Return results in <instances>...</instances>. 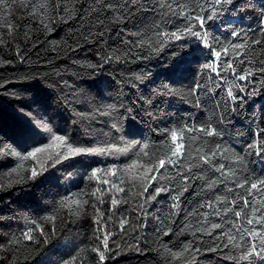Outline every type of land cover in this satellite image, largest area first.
Returning <instances> with one entry per match:
<instances>
[{"label": "trees", "instance_id": "trees-1", "mask_svg": "<svg viewBox=\"0 0 264 264\" xmlns=\"http://www.w3.org/2000/svg\"><path fill=\"white\" fill-rule=\"evenodd\" d=\"M40 2L30 0L25 7L19 0H0V144L10 145L21 155L47 148L51 133L40 127L46 123L73 147L108 151L61 160L56 153L63 148L57 142L23 162L16 156L0 155V264H66L78 252L75 264H233L224 258L228 249L208 250L220 243L214 237L221 229L212 236H193L192 231L199 226L201 213L212 212L202 204L218 197L230 201L237 194L247 196L236 182L249 174L255 178L264 173V152L257 156L247 147L264 139V133L255 135L264 129V74L256 72L240 81L231 69L217 76L204 65L215 62L222 67L227 61L237 75L246 68L264 67L260 64L264 60V0H233L216 18L206 21L212 50L191 36L162 45L154 40L151 48L138 47L141 37L129 35L139 32L147 38L156 31H176L187 23L182 12L208 15L197 7L203 0H169L171 9L160 8L159 0H148L145 7L153 10L132 9L122 20L103 9L100 0H62L59 13L51 6L33 7ZM233 32L241 35L234 37ZM245 38L249 43L245 56L233 59L222 53L220 60L215 59L214 51L223 44L242 43ZM257 39L262 43H251ZM109 55L111 61L106 60ZM168 89L178 94H161ZM228 89L235 101L227 95ZM208 121L224 129L223 140L185 131L186 148L194 149L208 139L210 146L220 143L242 155L245 162L218 159L216 163L235 169L236 177L214 191L205 187L206 178L219 174L207 165L193 169L204 178L189 180L188 190L180 197L179 215H169L174 211L171 197L180 188L177 169L166 164L147 192L143 189L150 176L139 167L130 173L123 169L137 159L149 163L164 157L170 150L172 130L199 127ZM193 135L200 136V141H193ZM145 143L149 145L147 157L139 153ZM124 148L128 151L116 150ZM33 168L38 173L35 178H31ZM111 168L118 169V175H106ZM94 169L101 170L99 179L90 178ZM112 183L124 191L116 192ZM158 187L170 191L149 199ZM97 189L101 192L92 195ZM75 193H81L79 199L88 203L78 215H71L60 202ZM113 196L120 203L112 205ZM242 203L237 198L236 208ZM47 216L55 220H44ZM125 218L128 222L121 229ZM209 219L229 230L227 221L235 218L229 213L223 220L215 215ZM32 220L42 222L44 235L34 231L38 243L23 239L16 243L23 231L34 227ZM103 231L112 234L106 249L101 243ZM189 241L201 251L180 259L168 254V250H182ZM97 246L104 251L103 261L92 250ZM233 254L239 253L233 250Z\"/></svg>", "mask_w": 264, "mask_h": 264}, {"label": "snow or ice", "instance_id": "snow-or-ice-1", "mask_svg": "<svg viewBox=\"0 0 264 264\" xmlns=\"http://www.w3.org/2000/svg\"><path fill=\"white\" fill-rule=\"evenodd\" d=\"M19 2L27 7L28 3H30V0H19ZM232 2L233 0H203V2H199L197 4V7L199 8L201 13L207 12L208 15L204 16L197 14L194 16H189L188 12H182L181 15L187 19V23L185 26L178 28V30L176 31H156L153 35H149L147 38H145L144 35L139 32L129 33V35H137L141 37L137 42L138 47H144L145 45H147V47L151 48L154 40L155 43L162 45L173 40L179 41L187 36H191L202 41L203 47L212 50L214 45L209 42V33L205 28V23L206 21H210L216 18L219 13L223 12L224 6L230 5ZM100 3L103 4V9L114 14V18L116 20H122L126 18L127 15L132 14V9H136L137 11L153 10L150 7H145V5L148 3V0H124V4H120L119 0H115V2L114 0H100ZM61 5L62 0H41L38 5H34L33 7L48 9L49 6H51L55 11L59 13L61 10ZM158 6L162 9H171L173 7L172 3H169V0H159ZM64 11L70 10L64 9ZM192 11H195V9H192ZM35 14V12H30V15ZM60 18L65 19L63 15H61ZM192 21H195V23H193ZM99 22L103 23V21ZM41 23H43V21H41ZM155 27H158V25H156ZM262 27H264V25H262ZM9 30L11 31V25H9ZM232 35L234 37H239L241 34L239 32H233ZM245 36H247V34H245ZM251 43L261 44L262 41L257 39L252 40ZM216 44H222V42L216 41ZM248 49L249 43L247 38H245L244 42L242 43H231L229 41L227 44H223L219 50L214 51V56L217 61L221 59L222 53L225 56L231 55L233 59H239L241 56L246 55ZM156 50H159V48H157ZM112 59L113 56L111 55L106 57V60L108 61H111ZM240 62L244 63L243 60H241ZM248 63H252V61H248ZM260 64L264 65V60H261ZM90 66L95 67V65ZM204 67L210 69L212 72H215L217 76L221 75V71H228L229 69H231L233 75H236L237 79L240 81L248 80V78L254 76L256 72L264 74V67H260L258 69L246 68L239 75H237V69L233 66L232 63H229L227 61L224 62L222 67L215 62L205 64ZM261 83H264V80H261ZM196 87L198 88L199 85H196ZM243 90L244 89L241 88V91ZM255 91L256 90L253 89V93ZM161 94L163 95L178 93H173L170 89H168L167 93L162 92ZM195 94L196 93L194 89L193 95ZM227 95L234 101L237 99L234 96L232 89L227 90ZM196 104L197 106H199L198 99L196 100ZM109 108H114V106L109 105ZM102 114L107 115L109 113L104 112ZM40 127L43 128L44 131L51 133V142L48 144L47 148L38 147L34 151L28 152L26 155H21L20 153L16 152L10 145L0 144V155L9 154L12 156H16L23 162L28 160L29 157L35 158L36 154L39 152L47 151L48 148L53 147L57 144V142H59L60 146H62L63 148L62 151L56 153V155L61 160H66L70 157L82 154H101L105 151H108V149H84L80 147H73L72 145L67 144L63 137L52 133V129L46 123H41ZM185 131L192 133H201L205 138L216 137L219 140H223L224 137V129L217 128L211 121H208L199 127L172 130L170 134V150L169 153H167L164 157H159L155 162L149 163H141L140 160L137 159L133 161L132 164L126 166L123 169V172L130 173L132 169L139 167L143 170L145 176H150L148 183L144 186V192L148 191V187L150 186L151 182L156 180V176L160 173V169L164 168L166 164L177 169V176L180 178V188L177 194L171 197L173 202L170 207L174 211L170 212L169 215L173 216L179 215L181 207L180 197L184 192L188 190L189 180L204 178L202 173L200 175L193 173V169H201L204 165H207L214 173L219 174L217 176L206 178L205 187L209 190L214 191L216 186L236 177V170L233 168H227L224 163H216L218 159L231 160L233 163L239 164H243L245 162L242 155L236 153L234 150H230L229 148L224 147L220 143H212L210 146L208 139H204L203 142L194 149L191 148V145L186 148L184 136ZM262 133H264V129H260V131L255 135L257 137H260ZM200 139V136H192L193 141H200ZM247 147L249 149H252L257 156H260L261 153L264 152V139H257L255 143H250L247 145ZM148 148L149 145L147 143L143 144L139 149V153H142L143 156L147 157L149 155V153L146 151ZM116 150L127 152L128 148ZM185 161L187 163H185ZM56 162H59V160H57ZM23 167L24 165L23 163H21L19 168L23 169ZM100 171V169H94L90 178L95 177L99 179L97 173H99ZM118 171L119 170L116 168H111L107 169L105 174L116 176L118 175ZM13 172H18V169H13ZM188 173H191L192 175H188ZM37 174V171L35 170V168H33L31 171V178H35ZM9 175H11V173H9ZM132 178L135 179L136 177L133 176ZM102 182L105 184L109 183L108 180H103ZM120 183L122 184L123 181L121 180ZM236 187L245 190L247 192V196L237 194V197H234L230 201L226 198L218 197L215 200H208L206 204H202L200 207H207L209 209H212V212H205L200 214V219L198 221L199 226L193 228L192 235L195 236L196 233H200L202 235L212 236L215 230L221 229L222 231L214 237V239L219 240L220 243L215 245L214 248L208 249L209 251H215L216 248L228 249L229 252L224 258L232 261L233 264H258V262L259 264H264V173H261L260 176H256L255 178L252 174L246 175L242 180H238L236 182ZM112 189H115L116 192L124 191V188L120 187L117 183H112ZM165 191H170V189L158 187L154 189L155 195L150 196L149 199H155L156 195H159L161 192ZM97 192H101V190L97 189L96 192L92 193V195H97ZM81 195V193H75L73 194V196L64 198L60 202V206L67 208L69 210V214L78 215L79 210L88 203L87 200L79 199ZM141 195H143V193H141ZM248 197H252V199L249 200ZM97 198L101 199V197L99 196ZM237 198L242 200L243 202L240 205L239 209L236 208ZM111 203L112 205H116L120 203V201L116 199L115 196H113L111 199ZM217 204L229 206L224 208H217L215 207V205ZM142 207L143 206L141 205V208ZM97 212L99 213V209H97ZM229 213H231L235 218L229 219L227 221V223L231 224V229L229 230H223L224 226L222 223L212 222L209 219L210 215H215L218 219L223 220V218L227 217ZM44 220L54 221L55 217L47 216L44 217ZM127 222L128 221L126 218L121 220V229H123L124 225H126ZM30 223L34 225V227H29L25 231H23L21 237L17 238V240L15 241L16 243H19L21 239L38 243L39 241L35 240L34 238V231H38L42 236L44 235L42 222L32 220L30 221ZM97 223H99V221H97ZM104 227L106 228L107 226L105 225ZM188 227L193 226L189 225ZM97 231H101V229H97ZM111 235L112 234L110 232L103 231V239L101 243L105 249L107 248L108 239ZM97 239H101V237L98 236ZM92 250L98 254L99 261L104 260V251H102L99 246L93 248ZM233 250L238 251L239 254L234 255ZM200 251L201 249L198 246H195L192 241H189L188 243L184 244L182 250H168V254L173 259H180L182 257H185L188 253H198ZM78 257L79 252L77 253V255L73 256L71 260L67 261L66 264H75Z\"/></svg>", "mask_w": 264, "mask_h": 264}]
</instances>
